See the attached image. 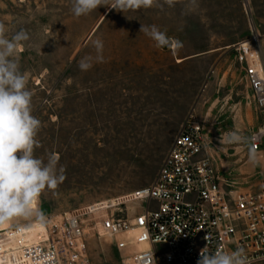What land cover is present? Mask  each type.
<instances>
[{"label": "rangeland", "instance_id": "1", "mask_svg": "<svg viewBox=\"0 0 264 264\" xmlns=\"http://www.w3.org/2000/svg\"><path fill=\"white\" fill-rule=\"evenodd\" d=\"M247 1L176 0L169 6L157 0L150 8L101 6L76 17L72 0H0L6 35L25 30L30 36L18 58L33 93V115L42 122L34 155L46 160L55 153L65 169L63 182L41 193L36 214L13 217V223L59 217L150 184L193 108L201 119L212 108L206 128L216 122L215 144L243 145L225 141L234 131L245 139L248 134L242 105L251 94L234 45L264 35V0ZM141 24L155 25L169 45L157 47ZM97 38L104 45L101 61L92 43ZM85 56L92 67L82 71ZM252 113L257 129L254 107ZM245 144L251 148L248 138ZM259 180L260 174L242 186ZM88 252L92 264H125L105 238L90 236Z\"/></svg>", "mask_w": 264, "mask_h": 264}, {"label": "built area", "instance_id": "2", "mask_svg": "<svg viewBox=\"0 0 264 264\" xmlns=\"http://www.w3.org/2000/svg\"><path fill=\"white\" fill-rule=\"evenodd\" d=\"M263 37L234 45L259 120L248 136L257 153L264 151ZM210 134L193 108L150 184L44 217L40 230L33 220L13 223L0 231V264H92L90 236L109 240L125 264H197L204 248L238 247L249 264H264V167L259 182L242 187L216 167Z\"/></svg>", "mask_w": 264, "mask_h": 264}, {"label": "clouds", "instance_id": "3", "mask_svg": "<svg viewBox=\"0 0 264 264\" xmlns=\"http://www.w3.org/2000/svg\"><path fill=\"white\" fill-rule=\"evenodd\" d=\"M164 2L174 6L176 0ZM155 3L157 0H72V13L80 17L101 6L125 11L150 8ZM140 32L154 40L157 47L169 45L167 35L155 25L141 24ZM6 33L5 25L0 24V221L36 214L34 205L41 193L45 189H56L65 179V169L55 153H50L46 160L34 155V149L40 146L36 137L42 122L33 115V93L27 88V77L20 70L18 58V50L30 36L25 30L17 31L11 37ZM92 43L98 54L96 60L101 61L103 57L99 54L103 42L97 38ZM91 60V56L83 57L79 62L80 69L91 68ZM225 142L239 144L245 142V137L234 131L227 135ZM248 158L254 165L259 163L254 148L249 149ZM197 264H249V260L241 247L215 252L204 248Z\"/></svg>", "mask_w": 264, "mask_h": 264}, {"label": "crops", "instance_id": "4", "mask_svg": "<svg viewBox=\"0 0 264 264\" xmlns=\"http://www.w3.org/2000/svg\"><path fill=\"white\" fill-rule=\"evenodd\" d=\"M253 107L254 106L251 99L245 102L244 106L242 105V117H245L247 121L244 123V128L248 130V134H246L247 138L249 133L255 130L252 113ZM212 111V108L208 109V112L204 118L206 124L209 122ZM249 111L251 114V121L249 119ZM211 123H213V125H211ZM215 124L216 122H210V127H208L210 133H216ZM243 134L245 135V132H243ZM216 146L218 150L215 151L216 155H213L216 167L220 172H223L225 176L229 177L236 183L243 185L245 182L251 181L253 177L258 176L261 173V170L264 167V151L258 153L259 163L258 165H254L249 161V148L245 142L243 145L239 146H221L218 144H216ZM210 152L212 151L210 150ZM257 182L259 181H256L255 183Z\"/></svg>", "mask_w": 264, "mask_h": 264}, {"label": "bare ground", "instance_id": "5", "mask_svg": "<svg viewBox=\"0 0 264 264\" xmlns=\"http://www.w3.org/2000/svg\"><path fill=\"white\" fill-rule=\"evenodd\" d=\"M260 35L261 36H264V35H262V33H260ZM247 45H250V43L247 42ZM258 59H259V61H258V68L260 70H262V72L264 73V61H263V58H262V53L259 54V58ZM42 220H43V218L42 219H39V220H33V222L36 223L35 229H39L40 230V229L43 228ZM12 225H13L12 218H10L8 221H0V231H3L5 229H7V228L12 227Z\"/></svg>", "mask_w": 264, "mask_h": 264}, {"label": "water", "instance_id": "6", "mask_svg": "<svg viewBox=\"0 0 264 264\" xmlns=\"http://www.w3.org/2000/svg\"><path fill=\"white\" fill-rule=\"evenodd\" d=\"M246 4H248V1L247 0H244Z\"/></svg>", "mask_w": 264, "mask_h": 264}]
</instances>
